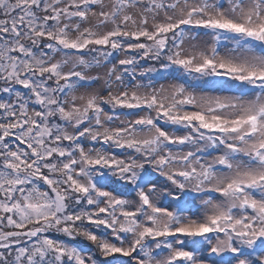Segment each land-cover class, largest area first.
Instances as JSON below:
<instances>
[{
  "label": "rangeland",
  "instance_id": "374dc122",
  "mask_svg": "<svg viewBox=\"0 0 264 264\" xmlns=\"http://www.w3.org/2000/svg\"><path fill=\"white\" fill-rule=\"evenodd\" d=\"M42 1V9L58 12L57 25L55 28H47L45 20L42 19H37L34 24L40 27L39 32L45 30L44 26L47 28L45 32L55 29L60 35L61 44L54 45L51 54H43L42 50H39L28 59L11 60L10 65L13 67L10 68L9 75L17 76V71L25 73L30 64L33 65L30 66L31 69L39 67L40 73L44 74L43 79L35 75L31 77L34 71L28 76L19 74V82L30 87L25 94L19 95L23 98L19 109L15 107V103L11 106L18 111H26L29 128L21 132L22 136L27 133L25 144L15 142L12 149L15 147L20 153L28 154L29 150L35 149L43 136H48L52 130H60L61 135L77 136L81 139L82 143L77 152L73 146L67 151L76 153L75 157L82 158L85 163L87 159L103 156L112 155L118 158L113 149L115 143L120 146L126 141L150 142L156 138V129L150 126L139 127V124L142 121L154 120L159 110L174 109L173 107L181 104L190 108L189 112L203 113L208 120L212 114L221 116L233 122L232 124L239 125L237 135H224L223 141H220L207 136L205 130L196 132V135L179 129L175 136L186 140L185 144L180 146L176 142L177 145L171 147L166 154L167 164L164 170L159 171L161 173L157 175L153 172V177L136 197L123 199L126 201H123V204L121 202L118 210H113L114 217L109 219L114 218L116 225L122 228H136L134 215L131 213L139 209L141 198L145 197L150 204L146 213L153 216L157 210L155 217L158 221L168 224L172 219L171 212L178 206L177 197L182 193V203L185 201L187 205L182 212L183 221L179 229L192 231L213 220L219 222L218 229L221 225L226 227H221L218 237L205 251L203 247L197 252L199 264H264V248L256 249L255 252L244 248L253 240L259 243V246L264 243L260 239L264 237V0H149L151 6L148 7L134 6V3L124 4L116 19V22L122 23L121 27L127 33L137 34L143 30L152 31L155 24L160 27L163 24L173 25L188 20L190 26L184 36L188 49L185 53L195 57L199 53L207 57L208 50L215 47L217 62L233 70L240 80H245L247 76L256 77L251 86L236 84L230 76L226 77L223 83L210 85L207 75L195 70L185 73L182 69L156 81L150 77L154 68L148 66L142 70L149 72L146 80L138 77L132 80L131 75L123 72L125 60L129 57L127 54L132 53L130 46L127 51L131 53L123 52L122 58L117 59L113 65L103 63V52L95 59L88 54L79 55L78 52L66 51L69 45L80 49L86 47L90 41L104 36L106 38L116 31L117 25L111 16L115 0H93V8L85 14L71 9V6L92 0ZM195 9L201 12L197 14ZM213 18L229 25L242 24L246 29L250 25L256 39L246 41L248 38L245 33L229 36V33L225 32L221 39L202 32L197 33L196 21ZM133 43L134 41L130 45ZM218 43L221 44L217 45ZM202 48L206 50L202 51ZM178 56H183L181 49L174 58ZM198 61L204 63L203 60ZM50 72L54 75L55 82L62 79L64 83L69 80L66 79L69 76L79 75L76 79L68 81L73 86L64 94L61 108L58 110L61 124L55 119L48 120V116L56 117L53 114L54 91L47 76ZM28 81L30 84H27ZM108 98H113L114 102H122L124 105L121 106L126 109L141 105L144 108L136 113L114 115L107 109ZM100 108L104 110L100 111ZM89 109H93V112L89 120H86ZM178 109L177 107L174 110ZM39 115L41 125L45 128L33 133V120L39 122V119H36ZM254 118L256 120L251 122ZM252 129H256L255 134L251 133ZM246 131L249 133L244 140L236 141L235 136ZM160 143L158 141L157 145ZM157 145H149L146 151L154 155L152 148ZM118 151L120 154V150ZM138 153L126 151L120 154L119 161L131 164V160H137ZM143 158L145 159V156ZM15 161L19 162L20 158L17 157ZM156 169L161 170L157 166ZM86 173L81 172L80 178H85ZM237 186L243 189L239 195L232 193L233 187ZM25 196L28 200L17 212L18 223L39 222L52 211L47 202L48 198H44L43 190L36 196ZM115 199V194L108 193L106 196V200ZM231 208H234L231 210V221H226ZM6 209L11 211L10 208ZM12 222L15 220L12 219ZM147 228L150 226L147 225ZM114 233L109 232L108 241L115 244L116 249L121 248L120 252H127L122 256L126 258V264H135L136 259L131 253L137 235L121 238L122 234L115 237ZM182 238L188 237L182 235ZM225 245L237 250L236 254L227 260H220L216 255L211 256L212 248L217 249L220 254ZM183 248L190 250L191 246L188 247L185 243ZM80 256L88 264L93 262L90 252L81 253ZM153 259L154 264H163L166 256L160 254L153 256Z\"/></svg>",
  "mask_w": 264,
  "mask_h": 264
},
{
  "label": "trees",
  "instance_id": "16d2710c",
  "mask_svg": "<svg viewBox=\"0 0 264 264\" xmlns=\"http://www.w3.org/2000/svg\"><path fill=\"white\" fill-rule=\"evenodd\" d=\"M42 3H44L42 0H0V231H25L40 226L57 232V234L52 233L33 238H9L0 242V264H77L78 262L88 264L80 256L81 253L88 252L93 258V262L89 264H126V258L122 257L126 251L120 252L121 248L116 249L115 244L108 241L109 232H115V237L122 234L121 238L137 235L134 250L131 253V256L136 259L135 264H154L153 256H160V254L166 256L163 264H197V252L203 247L207 249L208 245L218 236V221L213 220L192 231L176 230L181 223V214H179L181 206L171 214L172 219L168 224L159 222L155 214L149 216L144 209L140 212L135 209L131 213L134 215L136 228L117 226L116 220L114 218L110 220L109 217H114L113 210L119 209L121 202L123 204V201H126L123 199L136 197L135 195L153 177V172L157 175L161 173L159 171L164 170V165L167 163L166 154L169 153L171 147L177 145L176 142L185 144L186 140L175 136L176 131L181 129L196 134L200 130H205L206 134L219 133L222 135L219 137L223 139L224 135H237L239 125L232 124L233 122L215 114H212L208 120L203 113L189 112L190 108L180 104V106L173 107L174 109L178 107V110H159L154 120L140 122L139 127L150 126L158 131L156 138L150 142L126 141L120 146L115 143L113 149L118 158L112 155L103 156L87 159L88 163H85L82 158L75 157L76 153L67 151L70 146H73L77 152L82 143L81 139L77 136L61 135L60 130L57 132L52 130L48 136H43L35 149L29 150L28 154L20 153L15 147L12 149L15 142L24 145L27 141V133L23 136L21 133L29 128L26 111H18V109L23 101L19 95L25 94L30 86H25L18 80L19 76L24 74L23 71H17V76L9 75V70L13 67L10 65L11 60L29 58L30 52L27 50L29 47H32L35 52L38 50L36 47L52 49L54 45L61 44L60 35L55 29L45 32L47 28H55L57 21L54 15L56 12L42 9ZM131 3H134V6H151L149 0H115L113 1L115 13L121 12L124 4ZM80 9L84 10L83 7ZM195 12L199 14L201 10L195 9ZM33 19L45 20L47 28L42 32L35 31V28L30 31ZM195 24L197 33L209 34L216 39H218L219 27L225 24L232 33L235 32V28H245L229 25L218 21L217 18L202 22L196 21ZM120 25L121 23L117 24L116 31L106 38L104 36L92 40L90 44L80 49H76L73 45H69L67 49L71 52L78 51L80 54L91 55L95 59H98V55L103 52L102 56L106 63L113 65L117 59L122 58L123 52L127 53L125 47L134 41L130 45L133 51L127 54L129 57L126 58V66L123 68V72L131 75L132 80L136 77L146 80L149 72L142 70L147 66L154 68L150 77L156 81L171 75L175 69H182L186 73L195 70L207 75L210 85L217 82L223 83L222 80L228 76L233 77L236 84L244 83V86L252 80L248 77L240 80L233 70L217 62L215 47L208 50L207 57L199 53L197 57L185 53L188 47L184 43V33L190 26L188 20L176 22L173 25L163 24L160 27L155 24L152 31L143 30L138 34L127 33L119 27ZM245 33L248 37L253 35L250 25L247 26ZM6 47L10 51V56L4 52ZM179 49L183 51V56L175 59L174 56ZM205 50L206 48H202V51ZM198 60H203L204 63ZM27 68L26 70L32 71L30 66ZM32 69L37 72V68ZM47 76L49 77L48 83H51L53 87L54 98L58 100V94L59 96L63 94L59 90L64 82L62 79L55 82L51 72ZM27 84H30V81ZM76 86L73 87V91ZM109 99L108 110L114 115L135 112L142 106L126 109L121 106L124 105L122 102L118 100L114 102L113 98ZM13 103L18 108L17 110L11 106ZM100 111L103 109L100 108ZM40 118L41 115L37 116L36 119H39L37 123L33 120V133L45 128L41 125ZM53 119L61 124L58 116L55 118L48 116V120ZM251 122H254V119ZM209 125H211L210 128ZM255 132L256 129L251 130V133L255 134ZM245 134L246 132H243L235 136L236 140L241 142ZM158 141L161 142L160 145H157ZM155 143L157 147L152 148L154 155H150L146 147ZM118 150L120 154L126 151L129 153L138 151V158L131 160V164H124V161H119L121 155ZM17 157L20 158L19 162L15 161ZM156 166L161 170H157ZM83 171L87 173L86 177L81 179L79 175ZM5 179L7 181L3 182ZM237 187H233L232 192ZM40 189L47 194V202L52 211L39 222L18 223L17 212L26 205L28 200L25 195L34 196ZM108 193L115 194L117 199L106 200ZM141 199L144 200V197ZM6 208H10L11 211ZM154 213L158 214V211ZM230 216L231 210L225 218L226 221L230 219ZM12 219L15 220L14 223ZM147 225L150 228H147ZM173 229L176 230L175 233L172 232ZM182 235L188 238L181 239ZM260 239L264 242V237ZM178 242H185L188 247L191 246V249L185 250L180 247L175 251L174 247ZM257 244L253 240L246 245V249L250 250ZM211 253V255L219 254L217 249H213ZM228 253L227 247H222L220 255L223 257Z\"/></svg>",
  "mask_w": 264,
  "mask_h": 264
},
{
  "label": "bare ground",
  "instance_id": "6f19581e",
  "mask_svg": "<svg viewBox=\"0 0 264 264\" xmlns=\"http://www.w3.org/2000/svg\"><path fill=\"white\" fill-rule=\"evenodd\" d=\"M31 2V1H30ZM54 50H52V49H42V52H43V54H51L52 52H53ZM66 51H69V52H71L69 49H67ZM8 56H10V55H8ZM40 71H41V69H40ZM33 75H35L37 78H41V79H43L44 78V74L43 73H39V72H33V73H31V77L33 76Z\"/></svg>",
  "mask_w": 264,
  "mask_h": 264
},
{
  "label": "water",
  "instance_id": "95a60500",
  "mask_svg": "<svg viewBox=\"0 0 264 264\" xmlns=\"http://www.w3.org/2000/svg\"><path fill=\"white\" fill-rule=\"evenodd\" d=\"M90 114H91V112H90ZM30 232H25V233H22V234H29ZM18 234H21V233H18ZM8 235V234H7Z\"/></svg>",
  "mask_w": 264,
  "mask_h": 264
}]
</instances>
